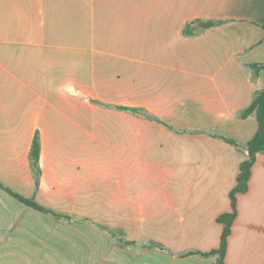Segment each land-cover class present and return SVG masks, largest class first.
I'll return each mask as SVG.
<instances>
[{"label":"crops","instance_id":"1","mask_svg":"<svg viewBox=\"0 0 264 264\" xmlns=\"http://www.w3.org/2000/svg\"><path fill=\"white\" fill-rule=\"evenodd\" d=\"M263 22L264 0H0V264H214ZM236 207L224 263L264 264V152Z\"/></svg>","mask_w":264,"mask_h":264},{"label":"trees","instance_id":"2","mask_svg":"<svg viewBox=\"0 0 264 264\" xmlns=\"http://www.w3.org/2000/svg\"><path fill=\"white\" fill-rule=\"evenodd\" d=\"M192 23L196 24V27L198 29H204L207 27L215 26L219 24L220 22L216 20H194L193 22L186 24V26L183 29L184 34L189 35L194 32V28L191 25ZM261 27L264 29V22L261 24ZM249 66L255 72H258L260 69H264V63H254V64H250ZM252 112H255L256 114L257 129L255 133L253 134V136L245 144V149L247 150V156L244 160L241 161L239 165V171L236 177V183L234 187L231 189V191L229 192L231 210L229 212L221 213L216 218V220L222 224V233L220 237L219 246L208 252H199L203 256L215 255L216 260L214 264H225L224 256H225L226 247H227V238L231 231V224L237 214L236 196L238 193L245 192L247 190L248 180L251 174V168L255 161L256 155L257 153L264 152V89L258 90L253 94L251 102L249 103L247 107L241 110L240 116L244 118ZM229 141L233 142L232 140H229ZM30 153H31V158H32V164L36 168L37 161H38V154H39V143H38L37 136H35L33 139ZM4 189L7 192H9L13 197H15L17 200L24 203L25 205L31 206L40 211H45V212L58 215L52 210H49L39 205L31 198H25L5 187ZM103 228L111 236L114 237L117 235L116 239L119 244L130 245L131 243H133L131 241L123 239L122 229L109 228L107 226H104ZM188 253H194V252L190 251Z\"/></svg>","mask_w":264,"mask_h":264},{"label":"rangeland","instance_id":"3","mask_svg":"<svg viewBox=\"0 0 264 264\" xmlns=\"http://www.w3.org/2000/svg\"><path fill=\"white\" fill-rule=\"evenodd\" d=\"M116 234H117V233H116ZM116 234H115V235H116ZM114 237H115V238H117V235H116V236H114Z\"/></svg>","mask_w":264,"mask_h":264}]
</instances>
